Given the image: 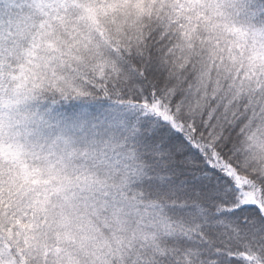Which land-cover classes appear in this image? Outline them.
I'll return each mask as SVG.
<instances>
[{"label": "snow or ice", "instance_id": "6c2138e0", "mask_svg": "<svg viewBox=\"0 0 264 264\" xmlns=\"http://www.w3.org/2000/svg\"><path fill=\"white\" fill-rule=\"evenodd\" d=\"M0 264H264V0H0Z\"/></svg>", "mask_w": 264, "mask_h": 264}]
</instances>
